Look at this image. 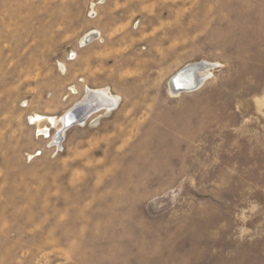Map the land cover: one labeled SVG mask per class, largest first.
Listing matches in <instances>:
<instances>
[{
  "label": "rangeland",
  "instance_id": "374dc122",
  "mask_svg": "<svg viewBox=\"0 0 264 264\" xmlns=\"http://www.w3.org/2000/svg\"><path fill=\"white\" fill-rule=\"evenodd\" d=\"M0 264H264V0H0Z\"/></svg>",
  "mask_w": 264,
  "mask_h": 264
},
{
  "label": "bare ground",
  "instance_id": "6f19581e",
  "mask_svg": "<svg viewBox=\"0 0 264 264\" xmlns=\"http://www.w3.org/2000/svg\"><path fill=\"white\" fill-rule=\"evenodd\" d=\"M98 32H92L82 41L84 45L89 44L97 38ZM65 69V65H62ZM214 64L207 61L193 62L180 69L170 80L172 93L183 91L197 90L211 76V70ZM120 104V97L113 94L107 87L88 88L85 98L67 110L63 116L50 117L51 122L58 126L57 132L54 135V141L58 142V146L62 143L66 130L73 124H83L87 120L89 112L105 110L111 112ZM90 115V114H89ZM33 120H38L40 116L32 117ZM31 118V119H32ZM42 119V118H41ZM34 121V124H35ZM43 129V128H42ZM48 132V128L43 129Z\"/></svg>",
  "mask_w": 264,
  "mask_h": 264
},
{
  "label": "built area",
  "instance_id": "2783aa9c",
  "mask_svg": "<svg viewBox=\"0 0 264 264\" xmlns=\"http://www.w3.org/2000/svg\"><path fill=\"white\" fill-rule=\"evenodd\" d=\"M75 56H76V54H74V56L72 57V59L75 58ZM43 129L39 132L40 136H43L44 138L49 139V142L51 143V145H50L51 147L59 148L58 142L54 141V136H52V134H51V129L49 128V130H48L47 133L44 132Z\"/></svg>",
  "mask_w": 264,
  "mask_h": 264
}]
</instances>
